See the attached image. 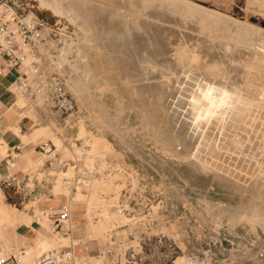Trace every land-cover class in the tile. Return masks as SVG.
Returning <instances> with one entry per match:
<instances>
[{
  "label": "rangeland",
  "instance_id": "rangeland-1",
  "mask_svg": "<svg viewBox=\"0 0 264 264\" xmlns=\"http://www.w3.org/2000/svg\"><path fill=\"white\" fill-rule=\"evenodd\" d=\"M9 1L19 11L35 15L51 29L58 43V49L53 48L55 55L58 54L56 60L60 67L54 71L63 75L68 90L85 115L79 124L68 119L65 121L63 116L36 111L35 102L30 100L34 106L23 116V120L28 121L25 129L46 125L50 132L45 140L55 143L61 158L76 163L84 157L85 165L98 166L99 175L110 178L100 192L107 199L114 195L115 183L130 178L127 187L121 189L120 205L117 206L130 216L140 207L142 215L132 223L124 221L110 228L95 243L99 251L107 248L108 234L115 232L116 251L124 255L134 253L135 264H264V230L261 225L264 220V0H186L197 5L196 15L190 17L183 13L189 4H184L185 0H176L179 10H168L165 14L167 20L160 19L164 8H156L154 0L143 6L141 15L139 9L137 12L129 10L125 0H118L116 4L109 0L106 3L105 0H81L79 3L84 8L81 10L90 21L91 42H84V38L77 36V24L51 7H42L39 0ZM62 2L68 3L67 0ZM204 14L207 18L220 20L219 24L212 29L211 24L205 27V20L209 19L203 20ZM143 18L148 20V27L135 24ZM128 24L137 26L130 28ZM227 27L246 35V39L236 34L228 38L231 35L224 31ZM63 37L73 38L81 45L84 54L93 57L90 69L80 61L75 73L69 61L60 58ZM124 39H129V44ZM185 56L188 60L184 62L182 58ZM110 57L115 61L113 64L108 60ZM96 58L106 61V68L102 69L103 64H94ZM69 59L76 63L77 52L70 53ZM71 74L83 85L85 105L67 82ZM119 74L145 77L140 82H147L144 86H151L154 90L150 91L158 98L149 91L145 95V98L148 96L143 103L145 106L138 104L121 111V101L126 104L133 101L134 104L138 95H128L131 83L122 82ZM122 88L125 89L121 92ZM144 108L155 114L154 121L149 119L148 135L143 132L138 115ZM127 129L131 135L126 133ZM93 133L108 138L116 153L107 154L104 160L93 159L89 164L81 145ZM42 157L38 168L29 173L21 170L1 180L0 198L3 202L13 204L25 213L28 211L23 206L30 202L25 207L33 212L31 201L54 199L55 185L68 190L65 188L68 184L58 171L70 170L67 175L72 177L76 172L74 164L68 165L67 169L46 161L44 155ZM134 177L138 183L132 190ZM58 194L59 202L66 199L64 193ZM209 202L242 212L243 218L231 223L227 215L218 217L214 213L216 207L214 212V209L209 210ZM73 208L80 212L81 206L74 204ZM118 208L110 204L112 213L120 214ZM34 209L38 215L43 211ZM47 219L50 222V216ZM251 224L257 228L251 229ZM70 232L76 236L79 234L72 228ZM3 247L10 253V249ZM76 247L80 249V243ZM98 253H91L90 258ZM180 257L195 260L183 263Z\"/></svg>",
  "mask_w": 264,
  "mask_h": 264
},
{
  "label": "bare ground",
  "instance_id": "bare-ground-1",
  "mask_svg": "<svg viewBox=\"0 0 264 264\" xmlns=\"http://www.w3.org/2000/svg\"><path fill=\"white\" fill-rule=\"evenodd\" d=\"M63 0H39V3L42 7H51L56 13H58L59 15H65L67 16L70 20H72L75 24L78 25V31H77V36L80 37V39L84 38V42H87V41H90L89 38L90 36L92 35L91 34V28H90V21L88 19V17L85 15L84 12H82L83 10L81 9H84L83 6L79 3L81 2V0H67L68 3L67 4H63L62 2ZM109 1H113L114 4H116L118 2V0H109ZM149 0H125V5L127 6V8L129 10H133L134 12H137V10L140 12V15H141V12L144 11L143 9V6H145L146 4L148 5V2ZM153 1V0H152ZM151 1V2H152ZM178 1V0H177ZM176 0L173 1V0H154L153 4L156 5L157 4V7L156 8H161L163 7V11L159 14L157 12V14L160 15V19H163V20H167L165 19V14H167L166 12L169 10V11H178L179 10V5H178V2ZM181 2H183L184 0H179ZM180 2V4H181ZM190 2V1H189ZM187 2L186 0L184 1V4L188 3L189 6H186L185 9L183 10V13H184V16H187V17H190V16H193V15H196L197 13V10H196V6L193 4V3H189ZM105 3H106V0H105ZM108 3V2H107ZM122 3V2H121ZM150 3V2H149ZM120 4V3H119ZM183 4V3H182ZM107 5V4H106ZM113 5V4H112ZM152 6V5H151ZM182 6V5H180ZM134 7V9H132ZM149 7V6H147ZM146 8V7H145ZM150 8V7H149ZM200 8V7H199ZM148 9V8H147ZM202 9V8H201ZM86 10V9H85ZM84 10V11H85ZM91 12V11H90ZM156 13V11H154ZM153 12V13H154ZM147 13V12H146ZM145 13V14H146ZM151 13V11H150ZM179 13V12H178ZM182 14V13H181ZM200 14V13H199ZM202 14V13H201ZM200 14V15H201ZM216 14V13H215ZM144 15V14H143ZM153 15V14H152ZM156 14H154L155 16ZM170 15V14H169ZM168 15V16H169ZM204 14L203 15V20H205L208 16ZM89 16V15H88ZM138 16V15H137ZM146 16V15H145ZM158 16V15H157ZM163 16V17H161ZM171 16V15H170ZM124 17V16H123ZM152 17V16H151ZM172 17V16H171ZM135 18V17H133ZM139 18V17H138ZM147 18V17H145ZM154 18V17H153ZM209 20H205L206 21V24H205V21L201 20L204 22L205 24V27L210 25V28L212 29V26L214 25H218L219 24V21L220 20H217L215 18H212L209 16V18H207ZM131 20V19H129ZM135 21L137 19H134ZM133 20V21H134ZM264 20V19H263ZM133 21H131L133 23ZM134 21V22H135ZM151 21V20H150ZM155 21V20H154ZM200 21V22H201ZM100 22V21H99ZM129 21V23H131ZM126 23V22H125ZM131 23V24H132ZM152 23V21L150 22ZM160 23V22H159ZM101 24V23H100ZM103 24H106V23H103ZM135 24L137 25H142L143 27H148V20L144 18L143 19H138L137 22H135ZM134 24V25H135ZM201 24V23H200ZM203 24V26H204ZM208 24V25H207ZM102 25V24H101ZM123 25V24H122ZM129 27L131 26L130 24H128ZM132 25V26H134ZM135 25V26H137ZM108 26V25H106ZM131 26V27H132ZM140 26L142 29L143 27ZM103 27V26H102ZM130 27V28H131ZM160 27V26H159ZM225 27V25L223 26V28ZM264 27V26H263ZM108 28V27H107ZM114 28V27H113ZM166 29V27H164ZM123 29V28H122ZM155 29V27H154ZM162 29V27H161ZM158 30V31H161ZM170 29V28H169ZM204 29V28H203ZM174 30V29H173ZM207 30V29H206ZM205 30V31H206ZM209 30V29H208ZM125 31V29H124ZM145 31V30H144ZM148 31V29H147ZM157 31V32H158ZM225 32H227L229 35L228 38H231L234 36V34L238 35L239 37L241 36V39L245 40L246 39V35H242L240 34L239 32H237L236 30H234L233 28L231 27H227L226 29H224ZM152 32V31H150ZM156 32V31H155ZM133 33V32H132ZM163 33V32H162ZM239 33V34H238ZM128 34V33H127ZM149 34V33H148ZM156 34V33H155ZM161 35V34H159ZM164 35V34H163ZM252 35V34H251ZM254 35V33H253ZM256 35V34H255ZM93 36V35H92ZM122 36V35H121ZM120 36V37H121ZM124 36V35H123ZM122 36V38H123ZM226 36V35H225ZM249 36V35H248ZM259 36V35H258ZM119 37V38H120ZM136 37V35L134 36ZM147 37V36H146ZM165 37V36H164ZM255 37V36H253ZM88 38V40H87ZM127 38V37H126ZM129 38V37H128ZM144 38V37H143ZM156 38V37H155ZM154 38V39H155ZM171 38V37H170ZM118 39V38H117ZM121 39V38H120ZM132 39V38H130ZM140 39V38H139ZM147 39V38H146ZM153 39V40H154ZM163 39V38H162ZM168 39V38H167ZM239 39V38H238ZM251 39V38H250ZM254 39V38H252ZM119 40V39H118ZM126 39H124L125 41ZM129 40V39H127ZM127 44H129L127 41ZM133 40H135L133 38ZM132 40V42H133ZM151 40V39H150ZM258 40V38H257ZM136 41H137V37H136ZM142 41V39H141ZM155 41V40H154ZM165 41V40H164ZM177 41V40H176ZM182 41V40H181ZM255 41V40H254ZM62 42H63V47L60 51V58H62V60H65V61H69L70 63V66H71V69L73 72L76 73L77 70V67H79V62L82 61L84 66H86L88 69H90V64L92 63V60L91 58V55H88L90 57H88L86 54L83 53V48L81 47V45L76 42L73 38H68V37H63L62 38ZM91 42V41H90ZM125 42V43H126ZM136 43V42H135ZM138 43H141L140 41ZM144 43V42H143ZM149 43V42H148ZM163 43V42H162ZM51 46L53 47H56L58 49V43L56 42V40H51L50 42ZM83 44V43H82ZM145 44V43H144ZM158 44V43H156ZM166 44V43H165ZM164 45V44H163ZM213 45V44H212ZM228 45V44H226ZM157 46V45H156ZM155 46V47H156ZM161 47V46H160ZM165 47V46H164ZM231 47V46H230ZM158 48V47H157ZM163 48V47H161ZM154 50V49H153ZM163 50V49H162ZM240 51V50H239ZM73 52H77L78 54V60L76 63H73L71 62V60L69 59V54L70 53H73ZM243 52V51H242ZM192 53V52H191ZM225 53V52H224ZM57 55H51V53H49V63H48V67L52 70L58 68V62L56 60L57 58ZM225 55V54H224ZM106 56V55H105ZM108 56V55H107ZM106 56V57H107ZM87 57V58H86ZM157 57V55H156ZM167 57V56H166ZM104 58V57H102ZM109 58V57H108ZM114 58V57H113ZM192 58V57H191ZM110 57V60L111 61V64H113L115 61ZM121 59V58H120ZM183 61H187L188 58L187 56L183 57L182 58ZM190 60V59H189ZM192 60V59H191ZM76 61V60H75ZM122 61V60H121ZM174 61V60H173ZM202 61V60H201ZM101 62V63H100ZM120 62V61H119ZM170 62V61H169ZM218 62V61H217ZM60 63V62H59ZM93 63L96 64L97 66H99L100 64H103L101 65L102 66V69L103 68H106L107 64H106V61L102 62V59L100 60H97L96 58V63L95 61L93 60ZM182 63V62H181ZM180 63V64H181ZM187 63V62H186ZM190 63V62H189ZM185 64V63H184ZM132 66V65H131ZM210 66V65H208ZM230 66V65H229ZM219 67V66H218ZM60 68V67H59ZM187 69V68H186ZM219 69V68H218ZM17 73L19 72L17 69H14ZM196 70V69H195ZM216 71V69L214 70ZM234 71V70H233ZM90 70H88V75H90ZM237 72V71H236ZM78 73V72H77ZM148 73V72H147ZM192 74V73H191ZM215 74V73H214ZM220 74V73H219ZM228 74V73H227ZM19 75V74H18ZM144 75V74H143ZM152 75V74H151ZM154 75V74H153ZM185 75V74H184ZM187 75V74H186ZM185 75V76H186ZM119 76L121 77L122 82H129L131 83V86H130V90H127L129 91V96L131 97V95H138V101H136L134 104H133V101H130L129 104H126L125 101H121L120 102V109L121 111L124 110L126 107H134V106H138V104H141L143 106H145L143 103L145 101L146 98H148V96L145 98V95H148V93H150L151 91L150 90H154L152 89L151 86L149 87H145L144 85L147 84V82H140V80L144 79L143 77L141 76H138L137 78V75L134 74L132 76H124V74H119ZM175 76V75H174ZM192 76V75H191ZM194 76V75H193ZM150 77V76H149ZM153 77V76H152ZM156 77V76H154ZM115 78V76H114ZM127 80H126V79ZM170 78V77H169ZM177 78V77H176ZM197 78V77H195ZM147 79H148V76H147ZM157 79V78H156ZM192 79V78H191ZM68 81V84L70 86V88L76 93L77 97L79 98L78 100L85 105V99L83 98V95L85 92H83V85L81 84V82H77L74 75L71 74L70 78L67 79ZM180 80V79H179ZM182 80V79H181ZM188 80V79H187ZM17 81H18V78L14 81V84H13V90L16 89V84H17ZM145 81H148V80H145ZM150 81V80H149ZM157 81V80H156ZM216 81V80H215ZM136 82V83H135ZM140 82V83H139ZM151 82V81H150ZM191 82V81H190ZM188 82V83H190ZM170 83V82H169ZM168 83V84H169ZM182 83V82H181ZM184 83V82H183ZM176 85V84H175ZM185 85V84H184ZM187 85V84H186ZM192 86V85H191ZM154 87V86H153ZM183 87V86H182ZM159 88V87H158ZM189 88V87H188ZM199 88V87H198ZM125 88H122L120 91L122 92ZM161 89V88H160ZM201 89V88H200ZM164 90V89H163ZM171 90V89H170ZM188 90V89H187ZM119 91V92H120ZM150 91V92H149ZM156 91V90H155ZM183 91V90H182ZM148 92V93H147ZM153 92V91H152ZM151 94H153V96H156L155 92H153ZM164 92V91H163ZM19 94V97H20V101H19V105H21L23 108H24V111H23V114H22V117L24 115H27L30 113L31 111V108H32V101H30V99H28L26 96H24L22 93L20 92H17ZM147 93V94H145ZM159 93V91H158ZM163 94V93H162ZM182 94V93H181ZM186 95V94H185ZM150 96V95H149ZM188 96V94L186 95ZM120 97L122 99H124V97L120 94ZM157 97V96H156ZM154 98V97H153ZM158 98V97H157ZM162 99V98H161ZM147 100V99H146ZM192 100H195V98H192ZM158 101V99H157ZM161 101V100H160ZM188 101V100H187ZM151 102V101H150ZM195 101H193L194 103ZM149 103V102H148ZM152 103V102H151ZM147 104V103H146ZM156 104V103H155ZM182 104H184L182 102ZM192 105V101L190 103ZM162 105V104H161ZM34 106V105H33ZM148 106V104L146 105ZM159 106V105H158ZM163 106V105H162ZM166 106V105H165ZM194 106V105H193ZM164 107V106H163ZM182 107V106H181ZM241 107V106H240ZM147 108V107H146ZM142 109L139 113L138 111V115L142 121V129H143V132L148 135V133L150 134V131L148 130V122H149V119H152L153 117L155 118V114H152L148 112V109ZM160 109V108H159ZM109 113V112H107ZM155 113V111H154ZM157 116V114H156ZM163 116V115H162ZM85 118V115L83 114V116L81 118L78 119L77 121V124H79L80 120H84ZM154 118H153V121H154ZM23 119V118H22ZM161 119V118H160ZM159 120V118H158ZM166 120V119H165ZM151 122V121H150ZM156 122V120H155ZM159 123H162L161 121ZM153 125V123H151ZM156 125V124H155ZM166 125V124H164ZM163 125V127H164ZM154 127V126H153ZM161 127V128H163ZM166 127V126H165ZM172 127V126H171ZM149 128H151V125L149 123ZM13 129L15 130V132L18 134L19 137H21V140L23 142V147H22V151L23 154L25 155V157L28 158L29 162H30V165L32 166V168L36 169L38 168V165L40 166L42 164V161H43V157L42 155L45 156L46 160H47V155L46 153H42L40 150V152L36 149L37 147H33V148H30L31 145H36L38 142H40V140H44V137L46 135L49 134V129L48 127L45 125V126H36L34 127L31 131H26V130H23L21 125H20V122H18L17 124H15L13 126ZM174 129V128H173ZM82 130V129H81ZM84 131V130H83ZM158 131V130H157ZM177 131V130H176ZM231 131V130H230ZM229 131V133H230ZM161 132V131H160ZM159 132V133H160ZM126 133L129 135L131 132L127 129L126 130ZM155 133H156V129H155ZM178 134V133H177ZM83 135V134H82ZM131 135V134H130ZM171 136V135H170ZM154 137V136H153ZM161 137V136H159ZM172 138V137H171ZM222 138V137H221ZM227 138H228V132H227ZM156 140V139H155ZM165 140V139H164ZM191 140V139H190ZM204 140V139H203ZM181 142V141H180ZM190 142V141H188ZM216 142V141H215ZM233 142V141H232ZM166 143V142H165ZM172 143V142H171ZM174 143V142H173ZM167 144H170L169 142ZM207 144V143H206ZM228 145V144H227ZM230 145V144H229ZM216 146V145H215ZM168 147V145H167ZM171 147L173 146H170V150ZM208 147V146H206ZM114 146L112 144V142L106 138V137H102L101 135H98V134H91L90 137H88V139L86 140L85 143H83L81 145V150L83 151L82 154L85 153V155L87 156L88 158V163L91 164L93 159H100L101 160H104L106 158V155L107 154H112V155H115V151H114ZM184 148V147H183ZM187 147H185L186 149ZM213 148V147H212ZM175 149V148H174ZM177 149V148H176ZM208 149V148H207ZM169 150V149H168ZM209 150V149H208ZM211 150V149H210ZM225 150V149H224ZM58 153H59V150L57 149L56 150ZM173 151V150H172ZM213 151V150H212ZM175 152V150H174ZM224 152V151H223ZM3 153H6L5 150H3ZM17 151H12V157H15L17 156ZM176 153H180L179 152H176ZM176 153H173L174 155ZM259 153V152H258ZM199 154V153H197ZM182 155V154H180ZM256 155H259V154H256ZM197 156V155H196ZM204 157V156H203ZM220 157V156H219ZM59 161L61 162H55L59 167L63 165V167H66L67 169L69 168L68 164H65L64 162L66 161V158H61V155L59 153V156L57 158ZM197 159V158H196ZM219 159V158H218ZM224 159V158H223ZM207 161H209L207 159ZM216 161V160H215ZM11 166L15 165V160L14 159H10L9 160ZM202 162V161H201ZM197 163V162H196ZM102 164V163H101ZM198 164V163H197ZM17 165V164H16ZM69 165H71V163H69ZM87 165V164H86ZM27 166V165H26ZM93 173L94 172V169L97 168L98 170V174H100V169L98 166L94 165V166H90V165H87ZM201 166V165H199ZM203 166L207 167V165H205V163H203ZM28 167V166H27ZM58 167V168H59ZM203 168V167H202ZM66 169V170H67ZM219 169V168H218ZM54 170V169H53ZM136 170V169H135ZM57 171V170H55ZM54 172V171H53ZM137 172V171H136ZM59 173V176H63V179L65 181V183H67L68 185H65V188L68 189L67 191H64L58 184L54 186V200H58L59 198V194L58 193H64L66 195V202L70 204V206L72 207V222L70 224V226L73 227V230L75 232H79V234L74 235L75 233H71L70 234H62L61 232H55L53 231L52 227H51V223L48 222V219L47 217L51 215V213L57 211L59 209V207H49V208H40L39 206V202L42 200V199H38L36 198L35 200H32L31 203H33L34 207L36 209H40L42 212L41 214L39 215V217L37 219L31 217L30 215H28L27 213H23L22 216L18 217L17 214H12V210L11 209H6V206L4 204V202L2 201V199L0 198V244H2L1 242H4L6 241V236L4 235V229H9V228H15L17 225H26V226H30V227H33L37 230V236H36V241L34 244H31L29 245L27 248L25 249H19V251H22L23 253V257L25 260H32L34 258H37L39 255H41L42 253L46 252V251H49L51 249H55V248H59L61 246H65L67 245L72 239L74 236L75 237V241L73 239V242H78L80 243V249H81V256L83 259L85 260H89L91 264H97L95 261L97 260L99 263L100 262H103L102 260V256H101V252H99L98 254L94 255V257L92 256V258H90L91 256V253L89 252V244H88V240H96V239H100L102 238V236L112 227H114L115 225H118L122 222H131L134 221L135 219H137L138 217H140L142 214L140 212V207L136 208V213L135 214H131L132 216L126 214V212L124 211V209H119L118 208V203H119V199H120V192H121V189L122 187H127L128 185V182H129V179L130 178H126L124 180V182H118V183H115L114 185V195L110 198V199H107L105 198L104 196L101 195V188L103 186H107L108 183L110 182V178L108 179L107 177H105L104 174H102L101 176H97L96 174H92V177L89 181V183L84 187V186H79L77 189H74L73 187H71V185L69 184L70 181L68 180L69 177L71 176H68L67 174L70 173V170L68 171H65V170H60L58 171ZM252 174V173H251ZM135 175V174H134ZM60 178V177H59ZM133 181V187H132V190H134V186H136L138 183V179L134 177V179L132 180ZM131 183V181H130ZM68 187H71V188H68ZM138 187V186H137ZM142 187V186H141ZM130 188V187H129ZM128 190V188H127ZM130 191V190H129ZM138 193V192H137ZM125 195H126V192H125ZM130 195V194H129ZM135 196V195H134ZM139 196V195H138ZM127 197V196H126ZM136 197V196H135ZM51 198V197H50ZM49 199V198H48ZM125 201V200H124ZM127 201V200H126ZM123 202V201H122ZM126 203V202H125ZM74 204H79L81 206V209H80V212H77V216L75 215V212H74ZM110 204L111 206L113 205L114 207L118 208L120 214H115L114 212L112 213L111 209H110ZM128 204V203H127ZM27 205H30V202L27 204ZM120 205V203H119ZM123 205V204H122ZM130 206V205H129ZM140 206V205H139ZM226 206V205H225ZM133 207V206H132ZM131 207V208H132ZM208 207L210 208L209 210H213L215 207L217 208V210L215 211V209L213 210V212L218 216V217H222V216H225L227 215V219L228 221H230L231 223L233 222H236L237 219H241L243 218V213L242 212H237L236 210H233V208H230L228 209V206L227 207H224V206H219V205H215V204H212L209 202V205ZM126 208H127V205H126ZM130 209V208H129ZM134 210V209H133ZM14 212H16V208H14L13 210ZM252 212H255V211H252ZM134 213V212H133ZM141 214V215H140ZM256 214V213H254ZM146 216V215H144ZM85 219L84 221H82L81 219ZM247 218H245L246 220ZM51 220V219H50ZM248 220V219H247ZM246 220V221H247ZM263 220V219H262ZM250 221V220H248ZM70 222V221H69ZM68 222V223H69ZM250 223H252L250 221ZM67 225V224H66ZM261 225H263V230H264V220L263 222L261 223ZM71 227V228H72ZM251 229H255L257 228V226H254V225H250L249 226ZM125 231V230H124ZM56 233V235L54 233ZM80 236V237H79ZM60 238V239H59ZM58 240H60V242H58ZM7 243V242H6ZM93 243V242H92ZM82 244H84V247L82 246ZM6 246V245H5ZM10 246V245H9ZM12 247V246H10ZM9 247V249H10ZM8 248V247H7ZM85 249H87L88 251H85ZM5 248L3 247V244L0 245V252L2 253H8L6 251H4ZM12 253V252H11ZM9 254V253H8ZM189 259V258H188ZM195 260V259H194ZM193 257L190 258V260H186L185 258L183 257H180V262H183V263H187L189 262H193Z\"/></svg>",
  "mask_w": 264,
  "mask_h": 264
},
{
  "label": "built area",
  "instance_id": "built-area-1",
  "mask_svg": "<svg viewBox=\"0 0 264 264\" xmlns=\"http://www.w3.org/2000/svg\"><path fill=\"white\" fill-rule=\"evenodd\" d=\"M53 39L51 29L35 15L19 11L9 0H0V73L14 69L19 71L16 89L12 92L15 95L20 92L35 102V110L40 113L63 116L64 120L68 119L69 122L78 121L84 111L68 90L63 75L47 66L50 61L49 53L55 55L56 51L50 44ZM36 147L49 155L46 161L60 162L57 159V147L50 139L38 142ZM64 163L75 166V174L68 178L74 189L85 187L92 174L99 173L97 168L93 173L85 165L84 157H80L76 163L72 159H66ZM71 216L72 207L65 202L50 215L53 231L69 234L71 228L66 224ZM108 238L110 241L107 248L101 252L102 263H136L134 253L124 255L116 251L115 232L108 234ZM77 244L71 240L70 244L46 251L29 261L24 259L22 251L9 254L0 252V264H91L89 260L82 258V251L77 249Z\"/></svg>",
  "mask_w": 264,
  "mask_h": 264
},
{
  "label": "crops",
  "instance_id": "crops-1",
  "mask_svg": "<svg viewBox=\"0 0 264 264\" xmlns=\"http://www.w3.org/2000/svg\"><path fill=\"white\" fill-rule=\"evenodd\" d=\"M17 77L18 74L15 70L4 71L3 73H0V182L5 176H10L12 174L16 175L21 170L29 173V171L33 169L28 158L25 157L23 152H21L23 147L21 137H19L13 129V126L20 122L23 130H31L30 127L28 129H25L27 127L28 121L22 119L24 108L19 105V94L17 93L15 95L12 92L13 84ZM19 107H22V109H20ZM45 138L49 137H44V140ZM3 150H5L6 153H3ZM14 150L18 153L17 156L12 157V151ZM10 159L15 160V165L11 166L9 162ZM64 202H66V199L61 202L56 199H45L44 201L39 202V206L40 208L44 209L52 206L60 207V205H62ZM4 204L6 206V209L12 210V214H17L18 217L23 215L24 212L17 208L15 205L7 204L5 202ZM27 204L28 202L23 206L24 210H27V214L29 213L32 215V217L37 219L39 215L34 212L35 207L33 206V212H31L28 207H25ZM14 208H16V212L13 211ZM75 209L76 208H74V212L77 216V211ZM71 222L72 216L70 222L67 223L66 226L71 228ZM54 234L56 235V233ZM4 235L6 236L7 240L2 242V244L3 246L6 245L5 247H8V249L10 246H12L10 247V250H8L11 253L18 248L25 249L29 245L34 244L36 241L37 230L33 227L22 224L17 225L15 228L12 227L9 229H4ZM99 240L100 239L87 241L89 244L90 253L100 252V249H98V245L95 246V243L99 242Z\"/></svg>",
  "mask_w": 264,
  "mask_h": 264
}]
</instances>
